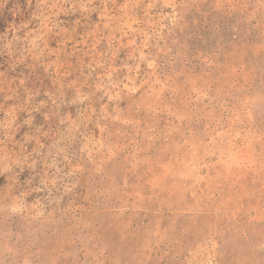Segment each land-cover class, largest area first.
I'll use <instances>...</instances> for the list:
<instances>
[{
  "label": "clouds",
  "instance_id": "obj_1",
  "mask_svg": "<svg viewBox=\"0 0 264 264\" xmlns=\"http://www.w3.org/2000/svg\"><path fill=\"white\" fill-rule=\"evenodd\" d=\"M0 264H264V0H0Z\"/></svg>",
  "mask_w": 264,
  "mask_h": 264
}]
</instances>
